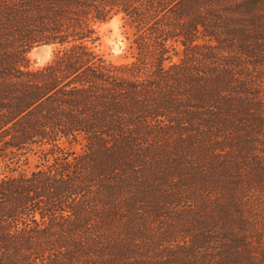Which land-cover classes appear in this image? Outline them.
Here are the masks:
<instances>
[{
	"label": "trees",
	"instance_id": "trees-1",
	"mask_svg": "<svg viewBox=\"0 0 264 264\" xmlns=\"http://www.w3.org/2000/svg\"><path fill=\"white\" fill-rule=\"evenodd\" d=\"M0 264H264V0H0Z\"/></svg>",
	"mask_w": 264,
	"mask_h": 264
},
{
	"label": "rangeland",
	"instance_id": "rangeland-1",
	"mask_svg": "<svg viewBox=\"0 0 264 264\" xmlns=\"http://www.w3.org/2000/svg\"><path fill=\"white\" fill-rule=\"evenodd\" d=\"M94 31L97 38L89 45L96 53L104 56L107 61L116 65L126 64L131 61L127 48L129 45L127 39L130 38L132 31L128 27H122L120 16H116L106 23L94 26ZM54 49L55 46L34 47L28 54L30 68L36 69L47 64L52 57ZM176 60V58H173V61ZM35 161V156L31 157L29 163L21 165L20 168L26 172L30 171L33 169Z\"/></svg>",
	"mask_w": 264,
	"mask_h": 264
},
{
	"label": "water",
	"instance_id": "water-1",
	"mask_svg": "<svg viewBox=\"0 0 264 264\" xmlns=\"http://www.w3.org/2000/svg\"><path fill=\"white\" fill-rule=\"evenodd\" d=\"M120 48V47H119ZM117 50H118V48H117ZM120 50V49H119Z\"/></svg>",
	"mask_w": 264,
	"mask_h": 264
},
{
	"label": "bare ground",
	"instance_id": "bare-ground-1",
	"mask_svg": "<svg viewBox=\"0 0 264 264\" xmlns=\"http://www.w3.org/2000/svg\"><path fill=\"white\" fill-rule=\"evenodd\" d=\"M44 48V47H43ZM48 50V49H47Z\"/></svg>",
	"mask_w": 264,
	"mask_h": 264
}]
</instances>
